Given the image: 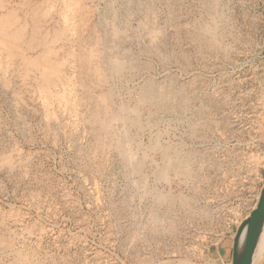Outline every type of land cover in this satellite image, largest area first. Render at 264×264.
I'll use <instances>...</instances> for the list:
<instances>
[{
  "label": "rangeland",
  "instance_id": "obj_1",
  "mask_svg": "<svg viewBox=\"0 0 264 264\" xmlns=\"http://www.w3.org/2000/svg\"><path fill=\"white\" fill-rule=\"evenodd\" d=\"M98 6L90 29L132 62L95 93L138 111L117 126L137 158L16 80L0 96V264H230L264 182V0Z\"/></svg>",
  "mask_w": 264,
  "mask_h": 264
},
{
  "label": "bare ground",
  "instance_id": "obj_2",
  "mask_svg": "<svg viewBox=\"0 0 264 264\" xmlns=\"http://www.w3.org/2000/svg\"><path fill=\"white\" fill-rule=\"evenodd\" d=\"M18 1V4L14 3V5L17 4V6L19 5L22 7V14L20 16L18 15L20 7L17 8L19 9L17 12L13 8L14 6H12L14 0H0V96L5 94L8 90L12 91L11 93L8 92L9 94L15 96L19 92V89L16 91L17 89L15 88V90L13 87L16 86L15 83L17 82L16 80H18L21 82L20 85H22V87L30 89V91H28L29 95L30 93L32 94L35 103H42V106L51 112H57L59 108H62L59 110H63V114L67 111L70 117L71 115H75V118L79 117V121L88 123L91 129L97 133L105 147L115 146L119 152L127 157L128 162L131 163L134 161L137 157L130 151V147L132 146L131 139H124V134L127 133L125 127L123 130H120L117 126L118 123H120V125L123 124L122 126H125L124 124L131 125L132 127L138 126V122L136 123L138 118L135 119V117H138L136 116L138 115V111L134 106L124 107L122 104L118 106L107 102L106 100L108 99H106V94L102 91V94L95 93V88L109 83V80L114 77H119L124 71L125 66L131 65L132 61H127L128 59H125L123 57L124 55L120 56L118 53L112 55L105 51V47L103 48L102 46L104 41L101 43L102 38H100L96 32V27L99 24V27L102 25L100 23L102 20L99 21L98 18L96 19L98 22L96 21L97 23L91 28L92 33L88 40L83 38L84 34L88 35L87 31L90 29L91 20L94 15L98 14L100 18L101 9L99 8L100 10H98V5L101 0ZM112 13L115 18L117 12L113 9ZM90 31L88 32L90 33ZM115 31L116 30L113 29V36H116L119 32ZM207 31H209V34L211 33L213 38L218 37L214 35L215 32L213 30L210 31L208 29ZM117 36L119 37L118 34ZM92 38H94L93 41H91ZM212 41L213 40H211V42ZM134 65L135 64H133V66ZM28 92L25 93L27 94ZM23 94L21 95L23 96ZM147 96L148 95H146V97ZM149 97L150 100L151 98L154 99L152 92L149 93ZM20 98L17 97L20 103H24ZM15 102L18 101L16 100ZM14 106L13 108H15ZM82 108L83 110L81 111ZM49 111L47 113H49ZM259 128H261L260 125ZM118 129L120 132L117 134ZM261 131H264L263 125ZM131 138H133V136ZM263 138L264 135L262 136V139ZM171 160H174V158H171ZM263 160L264 155H261L253 157L252 162L257 166L259 165L258 163H261ZM3 161L6 164H10V158L8 156L3 157ZM169 164L170 163L166 166ZM185 164L187 165V163ZM171 165H173V163H171ZM180 166L182 167V165ZM6 244L5 242V245ZM263 259L264 226L255 248L252 264H262ZM23 263L25 262H21V264Z\"/></svg>",
  "mask_w": 264,
  "mask_h": 264
},
{
  "label": "water",
  "instance_id": "obj_3",
  "mask_svg": "<svg viewBox=\"0 0 264 264\" xmlns=\"http://www.w3.org/2000/svg\"><path fill=\"white\" fill-rule=\"evenodd\" d=\"M264 226V182L255 206L237 226L232 238L230 264H252L255 248Z\"/></svg>",
  "mask_w": 264,
  "mask_h": 264
},
{
  "label": "crops",
  "instance_id": "obj_4",
  "mask_svg": "<svg viewBox=\"0 0 264 264\" xmlns=\"http://www.w3.org/2000/svg\"><path fill=\"white\" fill-rule=\"evenodd\" d=\"M262 264H264V259H263V261H262Z\"/></svg>",
  "mask_w": 264,
  "mask_h": 264
}]
</instances>
